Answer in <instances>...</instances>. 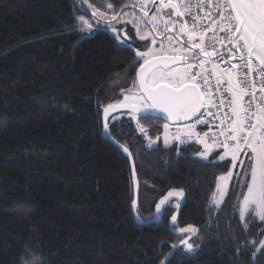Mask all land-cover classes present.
Wrapping results in <instances>:
<instances>
[{"label": "trees", "instance_id": "obj_1", "mask_svg": "<svg viewBox=\"0 0 264 264\" xmlns=\"http://www.w3.org/2000/svg\"><path fill=\"white\" fill-rule=\"evenodd\" d=\"M111 2L107 9L89 0L109 17L133 9L120 11L130 0ZM86 7L77 0H0V264H161L172 245L192 235H175L174 227L189 225L199 232L190 242L196 250L183 246L168 264H264V249L253 258L264 224L242 225L235 181L221 209L211 204L230 162H203L176 143L149 149L137 122H112L123 114L116 113L108 117L109 136L134 160L140 220L152 221L169 191L186 195L172 229L178 197L160 224L136 223L128 157L102 136L103 109L132 84L135 51L94 24L89 9L94 29L82 31L77 17ZM140 123L151 138L162 134L163 122Z\"/></svg>", "mask_w": 264, "mask_h": 264}, {"label": "snow or ice", "instance_id": "obj_2", "mask_svg": "<svg viewBox=\"0 0 264 264\" xmlns=\"http://www.w3.org/2000/svg\"><path fill=\"white\" fill-rule=\"evenodd\" d=\"M101 3L107 9L114 8L111 0H101ZM81 4L87 7L77 20L81 30L91 34L93 25L85 18L88 9L93 18L106 14L100 10V4L94 6L89 0H81ZM149 4L155 5V0H130L121 6V12L129 7L142 12L140 16L135 12H124V15L130 17L126 22L133 24L139 39L149 44L135 50L133 64L138 68L131 86L122 89L123 99L103 109L105 134H108L109 113L120 109L126 110L124 115L136 121L138 130L145 135L146 129L140 121L154 118L167 121L163 124L165 147L169 145V123H182L183 127H177L171 134L174 141L185 144L195 137L196 143L203 145V151H196L202 159L207 160L216 149L223 151L216 152L210 163L229 159L231 169L225 166L224 174L218 177L211 204L220 209L228 185L235 179V187L241 189L236 197L240 220L245 227L255 219L264 222V0H159L152 15H149ZM205 8L208 10L204 11ZM196 10L202 11L203 16ZM117 15L113 14L111 19L116 20ZM173 29H178L174 35ZM116 39L123 45L127 34L123 39L117 35ZM233 60L238 63H230ZM221 64L227 67L221 68ZM245 97H249L247 102ZM213 107L217 109L215 116L219 124L215 125L218 131L209 137L211 127L208 131H197V126L210 124L204 117L213 115L210 111ZM223 109L226 111L220 116ZM153 143L150 140L149 147ZM119 147L131 157L126 146ZM233 169H238L235 177ZM133 179L138 187L134 168ZM173 196L183 198L184 191L173 189L164 195L155 205L154 220L171 214L169 200ZM131 207L135 213L136 199L132 200ZM171 220L175 226L177 217L172 215ZM173 230L182 234L197 232L191 225ZM189 239L191 236L180 243L187 252H193L194 245ZM172 248L176 249L177 245ZM261 249H264V239L256 247L253 258ZM25 251L30 254V250Z\"/></svg>", "mask_w": 264, "mask_h": 264}, {"label": "rangeland", "instance_id": "obj_3", "mask_svg": "<svg viewBox=\"0 0 264 264\" xmlns=\"http://www.w3.org/2000/svg\"><path fill=\"white\" fill-rule=\"evenodd\" d=\"M77 1H78L79 4H81V0H77ZM158 5H159V0H155V5H152V4L148 5L149 15H152L155 12V7L158 6ZM89 11L91 12V9H89ZM165 11H170V10H165ZM132 12H135L137 16L142 15V12L138 8L137 9H132L128 13H132ZM129 18H130L129 16L120 15V16H117L116 20H112L111 17L105 15V17L98 18V19L97 18H93L92 20H93L94 24L102 25L106 31H108L109 33H111L115 37L117 35H119L121 37V39H123L125 37V34H127L126 44L130 45L131 48L134 51L135 50H142L143 46L149 44V41H143V40L139 39V36L136 34V29L133 26V24L126 22L127 20H129ZM109 24H111V27L109 26ZM143 27L144 26L141 25V29H142L141 34H143ZM113 28H116L117 30H120V31L114 33L113 30H112ZM177 30L178 29H173V33L172 34L174 35ZM182 39L186 40V37H182ZM157 46H158V44H157ZM122 99H123V95L118 100H122ZM124 119H130V116L124 115V113L123 114H119V116H116V117L113 118L112 122H120V121H123ZM177 127H183V125H176V126L169 125L168 133L170 135H169V145L167 147H165V145H164V134H165L164 127H163L162 134L158 138H151L149 136V134L145 135L144 133H141L140 135L142 136V139L145 141L146 146L149 149L168 148V147L172 146L175 143L178 144V145H181V144H179V142L174 141L171 138V134H174L176 132ZM150 140L155 141V143H153L151 147H149ZM182 146H190V148L193 149V156L195 158H197V159H200L203 162H210L212 160V157L216 154V152H221V151H218L216 149V150H214V152L211 155H209L207 160L202 159L199 155L196 154V151L197 150L203 151L204 150L203 149V145L196 143L195 137H193L192 140L188 141L187 144H182ZM225 160L229 161L228 158H226ZM217 161H219V160H217ZM232 171H233L234 177H235V174L238 171V169H233ZM234 181H235V179L232 182L229 183L227 194L224 196V202L220 205V209L223 207V205H224V203H225V201H226V199L228 197V194L230 192V188L232 186V183ZM238 204H239V201H238L237 205ZM212 206L215 207V205H212ZM236 212H237V215L239 216L238 211H237V206H236ZM256 220L259 223L264 224V222L260 221L259 219H256ZM241 223H242L243 226H245L244 222L241 221ZM249 224L250 223L248 222L246 228H248Z\"/></svg>", "mask_w": 264, "mask_h": 264}, {"label": "water", "instance_id": "obj_4", "mask_svg": "<svg viewBox=\"0 0 264 264\" xmlns=\"http://www.w3.org/2000/svg\"><path fill=\"white\" fill-rule=\"evenodd\" d=\"M233 61H230V63H232ZM126 112V110L125 109H120V110H118V111H114V112H110L109 113V115H108V117L110 116V115H112V114H116V113H125ZM155 115V114H154ZM155 120H159V121H161V122H163V123H166L167 121H165V120H163V119H157V118H154ZM104 112H103V125H104ZM108 122V121H107ZM169 125H172V126H176V125H183L182 123L181 124H172V123H169ZM103 139L104 140H106V141H109L114 147H116L118 150H120V151H122L127 157H128V160H129V163H130V167H131V171H132V176H133V168L135 169V164H134V160H133V158H132V155H131V157H129V155H128V153H125L124 151H123V149L122 148H120L119 147V144H117L110 136H109V130H108V134H105V132H104V127H103ZM135 179L138 181V177H137V173H136V169H135ZM133 182H134V179H133ZM139 182V181H138ZM134 191H135V195H134V199H136L137 200V204H138V201H139V196H140V185H139V183H138V187L136 186V184H134ZM173 197H175V196H173ZM173 197H171V198H173ZM170 198V199H171ZM180 206H179V208L177 209V211L174 213V215L177 217V219H178V217L181 215V213H182V211H183V209H184V207H185V204H186V195H185V193H184V196H183V198H180ZM132 213H133V217H134V219H135V221H136V223L139 225V226H149V225H154V224H160L161 223V221H162V219H163V217H157L155 220L153 219L152 221H149V222H142L141 220H140V218L139 219H137V210H136V212L134 213L133 211H132ZM155 216H156V212H155ZM173 228V224H172V220L170 221V229H172ZM173 233L175 234V235H179V234H182V233H180L178 230L177 231H173ZM198 231L195 233V234H192L191 235V239H189V243L192 241V240H194L197 236H198ZM188 239V238H187ZM184 245L183 244H179V245H177V248L176 249H173L172 250V252L168 255V257H167V259L165 260V262H164V264H168V262H169V260L171 259V257H172V255L175 253V251L176 250H178L179 248H181V247H183Z\"/></svg>", "mask_w": 264, "mask_h": 264}, {"label": "built area", "instance_id": "obj_5", "mask_svg": "<svg viewBox=\"0 0 264 264\" xmlns=\"http://www.w3.org/2000/svg\"><path fill=\"white\" fill-rule=\"evenodd\" d=\"M207 10H208L207 8L204 9V11H207ZM196 11L198 12V14H199L200 16H203V12H202V11H199V10H196ZM185 19H190V18L185 17ZM219 35L223 36L224 34H223V33H219ZM217 47L219 48V45H217ZM229 47H231V46L229 45ZM220 50H221V51H224V49H222V48H221ZM213 59H216V57H213ZM232 63H238V61L233 60ZM208 67H211V65H208ZM220 67H221V68H224V67H227V66L221 64ZM254 78H255V75H254ZM211 82H212V84L214 85V84H215V79L213 78ZM257 82H258V81H257ZM259 95H260V93L257 92V96H258V97H259ZM248 100H249V97H245V101L247 102ZM210 111L213 113V115H206V116L204 117V119H206L207 121H209L210 124H201V125H198V126H197V131H201L202 129H203L204 131H208V130H209V127H211V131L209 132V137L211 136V134H212L213 132H217V131H218V129L215 127V125L219 124V120L216 119V116H215V114L217 113V109L213 107V108L210 109ZM224 111H226V109L221 110V111L219 112V115H220V116H223V115H224ZM201 134H203V133L201 132ZM221 139H222V138H221ZM209 142H210V141H209ZM187 143H188V142H187ZM187 143H185V144H187ZM217 150H218V151H223L222 149H217Z\"/></svg>", "mask_w": 264, "mask_h": 264}, {"label": "flooded vegetation", "instance_id": "obj_6", "mask_svg": "<svg viewBox=\"0 0 264 264\" xmlns=\"http://www.w3.org/2000/svg\"><path fill=\"white\" fill-rule=\"evenodd\" d=\"M174 19H175V20H177V21H179V20H180V18H178V17H174Z\"/></svg>", "mask_w": 264, "mask_h": 264}]
</instances>
